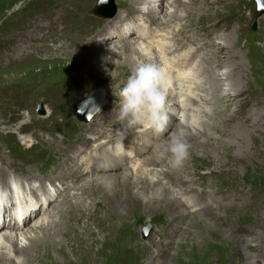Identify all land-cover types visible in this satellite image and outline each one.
Listing matches in <instances>:
<instances>
[{"label": "rangeland", "instance_id": "1", "mask_svg": "<svg viewBox=\"0 0 264 264\" xmlns=\"http://www.w3.org/2000/svg\"><path fill=\"white\" fill-rule=\"evenodd\" d=\"M66 1L69 2L66 3ZM85 1L0 0V168H4L8 171L7 173L9 174L7 178H18L19 176V179H23L21 183L26 184L34 178L37 179L36 182L42 183L44 176L47 174L45 160L48 159L50 151L60 146L62 141L68 140L69 135L72 134L74 137H77L75 141H81V137L84 136V131L87 132L86 135H89L90 131H93L92 125H90L92 122L99 124L100 134L96 133L91 137L94 138L93 143H90L91 140L89 139L83 147L81 145L79 146V151L72 152L69 150L68 154L76 153L75 155H77L79 160H86L97 153L98 155L104 153V156L109 157L111 160V155H114L111 152L115 153L114 147L119 146V141L115 140L119 136L118 134L121 136V138L119 136L120 140L125 139V141H127L126 138L130 135L127 134L128 129L123 127L122 122L118 120L119 97L116 95L118 93H116L115 88L120 87L121 89L124 85L130 74V67H125V69L122 68V72L124 73L118 74V76L113 79H109L102 73L103 70H99V66L95 63V58L89 56L90 54L100 49L108 50L106 48L109 46L110 48L120 51L124 46L123 43L129 41L133 44L135 43L134 45L138 47L139 45L142 46V48L139 47V49H145L147 51L146 53L151 54V56H157L160 65L164 67V65L161 64L163 62H160V56L163 55L160 48L158 47V50L155 48L156 46L151 47L157 45V43L150 44L149 38L144 40L143 38L140 39L139 37L133 36L134 31L132 30H134L135 27L138 28L134 21L136 20V16L140 17L142 14L141 12L134 15L132 18L133 21L132 19L130 20L131 26L134 28L126 37H118V35H116L117 33L110 32V27L113 25L112 23H115L114 20H116L118 14L120 12L121 14L127 13V3L131 2V0L114 1L115 6H117L114 10L119 12L107 21L109 22L107 32L111 33L114 38L106 42L104 38L108 34L95 36V39L98 40V44L90 42L92 37H90L89 33L91 32L97 35L104 23L101 24V20L96 19L97 17L94 18L95 16L93 14L94 17L89 14L91 5L86 4ZM168 1L169 2L165 1L166 4L171 3V0ZM180 1L181 2L176 1V3L179 2L183 4L179 7H174L173 10L175 12L177 11L176 14L174 13V18L180 17V19H175V22L169 27H166L162 32V35L163 33L165 34L163 36H168V38L165 39L166 41L164 40L169 43L165 45L166 54L169 52H177L178 55H180L181 51L191 53L193 52L191 47H197L193 61L184 62V65L181 63L183 68H186L188 71L190 70L189 72L192 73L191 76H196V78L191 80L192 82L195 81L190 91L191 95H194L193 97L200 100L197 93H201L204 99L203 103L205 105L200 100L197 106L198 108L196 109L197 112L195 111V113L199 112L200 119H203L204 117L202 118V113L200 112L202 108H205L207 112H214L216 110L213 108L214 104L220 103L219 106L222 107H218L220 110L218 114L213 115V113H211L213 115L211 120H209V116L206 117L208 121H206V123L211 122L214 126V128H211L213 131L210 130V132L212 131L211 134L213 137L217 138H215V140H209L206 136H200L203 143L198 145L195 144L194 146L197 147L195 149H189V157L184 164L179 168L170 166L172 172H174V177L183 178L182 182L185 183V185L174 187V190L173 187L170 189L172 192L178 188L183 191H188L191 187L196 191L188 194L190 197L186 194L188 197L184 195L183 198H186L187 201H194L197 197L201 198L203 205L209 204L212 200L215 203L214 209H211V212L205 219L204 215L200 217V215L197 214H195V217L198 216L197 219L199 221H195L193 216L190 217L192 223L189 221H176L174 219L175 209L165 201L160 202L157 206H150L148 204V207L145 206V208H143L142 203H140V205H138L139 203L135 205L133 203L134 206L132 205V208L134 207V209H132V212L121 219L122 215L113 211L106 200H104L105 198L96 186V182H94L93 188H90L91 190H87L88 192L84 194V191L81 189L83 184H87V181L85 182L83 180L78 186L80 188H76L78 190V195L70 197L68 200H65V202L63 199L60 205L64 206L59 207L55 213L51 214L56 221L52 225L56 227L52 229L50 235L46 236L47 238L45 237L46 241L44 239L42 240V238L39 239V243L41 240L43 242L40 244L38 243V245L30 251L29 254L33 255L26 257L28 260L26 264H65L60 255L63 252H66L68 258H70L72 263L69 261V264H116L113 259L108 258L106 249L98 253L101 248L96 243L97 239L93 241L91 248H85V246L81 245L82 242L80 243V240L84 238L86 240V237H89V231L96 232L90 239L98 236V238L102 240L103 237L106 238L105 235H107L109 240L119 242L115 247L111 248L112 251L117 248L129 252V249H131L130 251H132L133 254H131L130 260L127 259L122 262V259H120L117 261V264H264V14H258L256 0ZM144 7L146 9V6ZM145 9L142 10L145 11ZM78 10H83V13L85 12L83 15L85 26L82 27L86 28L85 30H80L81 27L78 29V24L76 25L77 22L74 19L71 20V17H73L75 13L81 16L80 14L82 13H79ZM164 15H166V12L161 11V14H159V21L162 20ZM64 16H66L67 19ZM123 17L124 15H122L120 19H123ZM189 17L192 18L190 19ZM66 20H69L70 23ZM254 20L257 21V28L255 30L252 29ZM141 23L143 27L148 29L155 28V25L150 22L147 16L142 19ZM114 25H117V23ZM76 26L77 28H75ZM52 33L54 35H52ZM75 34L76 36H74ZM38 35H40V37ZM37 37L38 40L35 39ZM228 37H230L231 41H229V39H227L228 41L226 40ZM45 39L46 41L43 43ZM138 39L140 40L139 42ZM154 39L157 40L156 38ZM78 42L81 43L79 44ZM246 42L247 44H245ZM228 43L231 49L227 48L229 45ZM77 44L78 46H76ZM58 45H61V47H58ZM46 47L51 53L57 56L61 55V57L50 62L48 60L45 61L47 57L42 55L45 54V52L47 53ZM148 47H151V49H148ZM53 48L58 49L55 51ZM153 48L156 50H152ZM208 50L211 53L208 52ZM109 51L115 52L113 49ZM79 53L85 54L74 56ZM214 54L218 56L220 62L219 65H215L217 66L214 68L216 74L226 76L228 70H232L233 75L231 74L227 78L231 86L225 84L226 87H224L223 84L225 81L221 82L218 88V90L221 89L219 97L217 101H213V105H211V100L208 98L209 95L206 97V90H202V86H200L202 82L200 81V83L198 80H204V75H202L203 70L206 69L210 58H214ZM120 55L124 57V54ZM238 55L240 56L238 57ZM227 56L230 58L228 59ZM121 63H123V61H121ZM139 63H142V61H139ZM244 70H246V72H244ZM242 78L245 80L242 81ZM119 79L123 82H119ZM196 87H200L201 89L199 88V91H197ZM222 87L227 90V93L231 92L230 95H227L225 92L223 93ZM193 89L194 92L197 91L196 94L193 92ZM96 90L103 91V99L101 102L103 105L101 109L93 115L91 121L86 123V121L76 116V105L82 99L93 95ZM220 93H223L222 96ZM235 93L238 94L235 95ZM222 97L224 99H222ZM242 98L246 99V104L242 102L240 106L238 103L243 101ZM225 99L228 101L223 104L222 102H224ZM60 101L63 102L65 106H68V114L66 113V116L61 115L63 106H61ZM116 102L118 103L116 104ZM100 105L97 108H99ZM44 108L46 110L45 113L42 114L41 111H43ZM166 108L170 110L171 105H166ZM110 109L111 114L108 113ZM233 109L234 113L232 111ZM192 112L191 114L194 115V111ZM229 112L233 114L231 117H228V115H230ZM48 113H50L51 116H47ZM183 113H185V110L180 109L175 113V118L178 116L177 119L181 118V120H184L185 116ZM104 116L105 119L101 121ZM67 118L68 120H66ZM111 121H115L116 124H114V126L108 125ZM194 122H196V125H199L197 121ZM141 128L144 127L139 125L135 127V129ZM68 129L71 132H69ZM237 131L242 135L239 137L234 136L237 135ZM93 132L95 133V131ZM169 132L165 134L167 138ZM228 132L230 134H228ZM114 133L117 135L115 136ZM5 135L8 136V138ZM107 137L113 138V141L111 140V142L107 143ZM27 139L29 142H27ZM51 140L53 144L49 143ZM100 142L106 143L102 149H98ZM35 143L36 146L30 149L29 147ZM231 144L235 145L230 147ZM73 145H79V143L77 142ZM108 146H110V150L104 152L108 150ZM152 153L153 151L150 149L144 155L146 156ZM144 155L143 158L145 157ZM167 163L163 162V164ZM14 171H16V174H14ZM59 173H65L64 175L69 177L65 169H62ZM60 174H58V176H60ZM92 176L94 178L96 177L95 174L87 173L83 178L92 179ZM46 177L47 176H45V179L48 178ZM9 178L7 181H10ZM71 180L72 177L68 178V180L66 179L65 183L71 182ZM7 181H4L3 184ZM0 182L3 181L0 180ZM72 192L76 191L73 189ZM90 192L94 197L89 196ZM209 192H212L211 194L213 196ZM118 198H122L120 193L118 194ZM69 200L71 202H69ZM72 201H79L80 203L88 202L89 208H72L71 210ZM96 201L100 202L97 203ZM105 207L108 208L109 211H112V213L110 214ZM92 209L97 211L93 213V216L89 214V211ZM60 214H62V216ZM83 214L84 217L78 221ZM159 215H165L167 220L160 224L161 221L158 219ZM40 216L43 217L44 215ZM40 216L28 221L26 225L22 226V229L26 230L33 225L35 223L34 221L41 218ZM102 216H107V219L104 220L105 226L113 222L117 226L105 229V233L102 232V230L99 233L98 230L102 225V222H100ZM76 218H78V220H76ZM120 219L122 223H120ZM46 221L48 220L46 219ZM65 223L66 225H64ZM148 223L151 224L152 227L148 234L150 239L149 237L143 239L141 230L145 225L147 226ZM120 225L122 226L121 229L118 227ZM157 225H159L158 228ZM24 227L26 228L24 229ZM133 227L138 229H133L132 235L134 236L132 237L127 233V230ZM171 227L176 228L178 232L172 235V238L175 240L168 244L166 242V235L163 236V234L166 232L167 228ZM185 227H187V230L183 233ZM155 228L156 233L154 234L153 231ZM158 230L161 231L158 232ZM122 231L124 232V241L120 240ZM59 233L61 235H59ZM68 233L72 234L73 237L75 234L74 243L71 241L72 237ZM181 234L184 240L178 241L177 238H179ZM153 237H155L154 244ZM20 240L26 239L23 238ZM137 242L140 247L145 248L149 252L146 254L142 253L143 250L141 248L136 249ZM0 243L8 246L9 250L13 246L12 243H4V241ZM191 248H195L193 252H191ZM153 256L155 263H153L152 260ZM143 258H146V260ZM16 260L20 261L21 258L19 257Z\"/></svg>", "mask_w": 264, "mask_h": 264}, {"label": "bare ground", "instance_id": "2", "mask_svg": "<svg viewBox=\"0 0 264 264\" xmlns=\"http://www.w3.org/2000/svg\"><path fill=\"white\" fill-rule=\"evenodd\" d=\"M85 1V0H84ZM169 2L168 0H131V2L127 3V7H128V10H127V13L126 14H121V12L118 14V16L116 17V20L115 23H117V25H114L115 23H112L110 29L112 33H117L116 35H118V37L120 36H123V37H126L128 35V33L133 29V27L131 26V23H130V20L134 17V15H136L137 13L141 12L142 13V16H147L151 23L155 25V28L154 29H148V28H144V27H139L140 30H142V33L141 35L145 36V38H143L144 40L145 39H148L149 42H153L154 44L157 43V45H154V46H151V47H155L156 49H158V47L160 48V51L165 54V55H168L169 53L166 54V49H165V45L167 42H165L166 38H168V36H163L165 35L163 33L162 35V32L166 29V27H169L172 23L175 22V19H180L179 18H174L175 15L174 13L176 14L174 10V7H179L181 4L183 3H179L181 2L180 0H171V3H168L166 4V2ZM175 1V3H174ZM176 1H179L178 3H176ZM183 1V0H182ZM69 2V1H68ZM66 1V3H68ZM72 2V1H71ZM75 2V0H74ZM81 2V1H80ZM126 2V1H125ZM150 3V4H149ZM152 3V5H151ZM77 4V2H76ZM72 5V4H71ZM79 5V4H78ZM143 6V8H142ZM146 6V9L145 7ZM190 6V5H189ZM67 7V6H66ZM167 7V9H166ZM72 8V7H71ZM187 8V7H186ZM189 8V7H188ZM67 9V8H66ZM70 9V8H69ZM142 9H145V11H143ZM179 10V9H178ZM69 11V10H68ZM161 11L162 12H166V15H164V17L162 18L161 21H159V14H161ZM183 11V10H182ZM73 12V11H72ZM71 13V12H70ZM116 11H113L110 15L111 16H115L116 15ZM87 14V13H86ZM69 15V14H68ZM82 15V14H80ZM122 15H124L123 19H120L122 17ZM89 16V15H88ZM215 16V15H213ZM66 17V16H64ZM63 17V18H64ZM112 17V18H113ZM218 17V16H216ZM58 18V17H57ZM56 18V19H57ZM62 18V19H63ZM85 18V17H84ZM174 18V19H173ZM190 18V17H189ZM192 18V17H191ZM190 18V19H191ZM214 18V17H213ZM67 19V17H66ZM93 19V18H91ZM90 19V21H91ZM97 19V18H96ZM215 19V18H214ZM218 19V18H217ZM65 20V19H63ZM62 20V21H63ZM100 20V19H99ZM118 20V21H117ZM59 21V20H58ZM57 21V22H58ZM67 21V20H66ZM129 21V23H128ZM212 21V20H211ZM69 22V20L67 21ZM87 22V21H86ZM93 22V21H92ZM91 22V24H92ZM111 22V21H110ZM216 22V21H215ZM222 22V21H221ZM70 23V22H69ZM88 23V22H87ZM150 23V24H151ZM59 24V23H58ZM68 24V23H67ZM72 24V23H71ZM198 24V23H197ZM214 24V23H213ZM212 24V25H213ZM216 24V23H215ZM74 25V24H72ZM77 25V23H76ZM87 25V24H86ZM90 25V24H89ZM109 25V23H108ZM107 25V26H108ZM121 25H127L128 28H121ZM99 26V24H98ZM105 29L102 30L101 34H108L104 40L107 42L109 41L110 39L114 38V36L111 34V33H108L107 30L109 28V26ZM142 26V25H141ZM153 26V25H151ZM96 27V26H95ZM94 27V28H95ZM186 27V26H185ZM201 27V26H200ZM53 28V27H52ZM77 28V26L75 27ZM55 29V28H53ZM69 29V28H68ZM79 29V27H78ZM81 29H86V28H80ZM88 29V27H87ZM91 29V27H90ZM96 29V28H95ZM94 29V31H95ZM109 29V30H110ZM202 29V28H201ZM59 30V29H58ZM73 30V29H72ZM137 30V28L135 27V31ZM219 30V29H218ZM69 31V30H68ZM74 31V30H73ZM87 31V30H86ZM181 31V30H180ZM209 31V30H208ZM55 32V30H54ZM82 32V31H80ZM61 33V32H60ZM65 33V32H64ZM88 33V32H87ZM63 34V32H62ZM69 34V33H68ZM82 34V33H81ZM52 35H54L52 33ZM65 35V34H64ZM67 35V33H66ZM78 35V34H77ZM86 35V34H85ZM35 36V35H34ZM40 37V35H38ZM58 36V35H57ZM70 36V35H69ZM73 36V35H72ZM76 36V34L74 35ZM80 36V35H79ZM95 36V35H94ZM33 37V36H32ZM50 37V36H49ZM55 37V36H54ZM89 37V36H88ZM91 37V36H90ZM117 37V38H118ZM122 37V38H123ZM31 38V37H30ZM58 38V37H57ZM79 38V37H78ZM83 38V37H82ZM87 38V36H86ZM97 38V37H96ZM100 38V37H99ZM154 38H156L157 40H155ZM185 38V37H184ZM244 38V36H243ZM241 38V39H243ZM32 39V38H31ZM36 40H38V37L35 38ZM35 39L33 38V40L35 41ZM59 39V38H58ZM81 39V38H80ZM140 39H142V37H140ZM229 39L230 40V37L226 38V40ZM64 40V39H63ZM79 40V39H78ZM83 40V39H82ZM100 40V39H99ZM165 40V41H164ZM46 39L44 40L43 43H45ZM57 41V40H56ZM55 41V42H56ZM61 41V40H60ZM59 41V42H60ZM76 41V40H75ZM81 41V40H80ZM87 41V40H86ZM140 40L138 39V42ZM199 41V40H198ZM228 41V40H227ZM37 42V41H36ZM90 42L92 43H97L98 44V40L95 39V37H92ZM103 42V41H101ZM134 42V40H133ZM137 42V41H135ZM156 42V43H155ZM189 42V41H188ZM242 42V40H241ZM240 42V43H241ZM42 43V44H43ZM49 43V42H47ZM79 44L81 42H78ZM85 43V41H84ZM227 43V42H226ZM237 43V42H236ZM40 44V43H39ZM50 44V43H49ZM60 44V43H58ZM62 44V43H61ZM83 44V43H82ZM124 46L122 48V50L120 51H117L116 49L114 48H110V46L106 49L108 50H99L97 52H93V54H90L89 56H92L93 58H95V63L97 66H99V70H103L102 73L105 75V77H108L109 79H113L115 78L116 76H118V74H121V73H124L122 72V68L125 69V67H130V70L139 63V61H142V63L144 62H154V63H159V58L157 56H151V54H148L146 53L147 51L145 49H139V47L142 48V46L139 45L136 46L134 45L132 42H129V41H126L123 43ZM169 44V43H167ZM176 44V43H175ZM181 44V43H180ZM194 44V43H193ZM229 44V43H228ZM244 44V43H243ZM247 44V42L245 43ZM142 45V44H141ZM172 45V44H171ZM239 45V44H238ZM249 45V44H248ZM37 46V45H36ZM45 46V45H44ZM78 46V44L76 45ZM92 46V44H91ZM212 46V45H211ZM214 46V44H213ZM49 47V46H47ZM46 47V49H47ZM58 47H61V45ZM83 47V46H81ZM151 47H148V49H151ZM56 48V47H55ZM53 48L55 51L58 49H55ZM155 48H153L152 50H154ZM171 48V46H170ZM169 48V49H170ZM181 48V47H180ZM212 48V47H211ZM228 49H231V46L230 44L227 46ZM41 49V48H40ZM52 49V48H51ZM113 49L115 52H112V51H109ZM147 49V50H148ZM155 49V50H156ZM37 50V49H36ZM42 50V49H41ZM83 50V49H82ZM85 50V49H84ZM88 50V49H87ZM159 50V49H158ZM214 50V49H213ZM79 51V50H78ZM123 51V52H122ZM36 52V51H35ZM38 52V51H37ZM42 52V51H41ZM122 52V53H121ZM208 52H210L208 50ZM117 53V54H116ZM211 53V52H210ZM243 53V52H241ZM50 55V56H47V55ZM45 54H43L42 56H46L47 58L45 59L48 60L49 62L52 61V60H56L57 58H60V56H57L56 54L54 55L53 53H51V51L49 49H47V53L45 52ZM85 53H79L78 55H74V56H81ZM120 54H124V57H122V55ZM158 54V53H157ZM205 54V53H204ZM195 53L194 52H188L185 54L184 57H182V54L178 55L177 58H174V59H167V62L166 64L164 63H161L164 65V69H165V72H166V75H167V97H166V103L168 105H171V108L170 110L167 111L168 113V116L170 118L171 121H173V119L175 118V113L177 111H179L180 109L181 110H185V113L184 114V120H181V118H178V116H176L175 118V121L174 122H168V125H167V128L165 130V132L161 133V134H157L156 132H154L151 128H146V130L140 132L141 134V141L142 143L140 144H137L136 145V149H137V156L136 158L134 159L133 162H131V159L129 157H127V153L125 151L121 152V153H117V154H114V152H111L113 153L114 155H111L112 158L111 160L109 159V157H105L104 156V153L103 154H99L100 156L99 157H96L94 158V161L95 163L93 165L90 166V170H87V167L84 168L82 166V164L76 162L74 163L73 165L70 166V170L67 171V173L69 174V177H66L63 173L60 174V176L56 175V176H50L48 177L47 179L43 178L42 180V183L40 182V184L42 186H49V187H52L53 185L57 184V183H60V184H66L65 183V180L70 177H72V180L71 182L73 184H75L76 188L79 186V184H81V181H87V184H83L82 185V189L84 191V194L85 192H88L87 190H91L90 188H93V184L94 182H96V186L98 187V189L100 190V192L102 193V196L105 198L104 200H106V202L110 205V207L113 209V211H116V213L118 212L120 215H122L121 219H123L127 214H129L130 212H132V209H134V207L132 208V205L134 203L135 204H138L140 205V203H142L143 205V208H145V206H147L148 204L150 206L152 205H155L157 206V204H159L160 202H167V204H170L171 207L174 210V215H175V220L176 221H179V222H185V221H189V222H192L191 218L190 217H194L195 218V221H199L197 219V217H195V214L197 215H200V217H202L201 215H204V219L207 215H209V213L211 212V209H214V205L215 203L211 200L209 202V204L207 205H203L202 204V200L201 198H196L194 201H187L186 198H183L184 195H188V194H191L192 192L196 191L195 189L191 188L188 190V191H183V190H180V188L178 189H175V191H171V187H173V190H174V187H178L180 185H185V183L182 182V179L181 177H174V172H172L171 170V167L170 165L167 163L168 161V152H167V144L169 142V137L171 134L173 133H183V136L184 138L186 139V141L189 143L190 145V148L192 149H195L197 148L196 146H194L195 144L198 145L200 143H203L202 140L200 139V136L203 137V136H206L207 139L209 140H215V138L217 137H213V135L211 134L212 133V129L211 128H214L213 124L210 123H206V117L209 116V120L212 119L213 115L214 114H218L219 113V108L218 107H222V106H219V104H214V107L216 110L214 112H207V110H205V108L201 109L200 112L202 113V118L203 119H200V116H199V112L198 113H195L196 109L198 108L197 106L199 105V101L201 100L202 103H203V97H202V94L201 93H197V96H199V99L198 100L197 98L193 97L194 95H191L190 91L191 89L193 88L192 85H194L193 83H195V81H191L192 79L196 78V76L192 75V73H190L188 70H186V68H183V66L181 65V63H183L184 65V62H191L193 61L194 57H195ZM215 55V54H214ZM41 56V57H42ZM233 56V55H232ZM237 56V55H236ZM240 55H238L239 57ZM198 57V56H197ZM207 57V56H206ZM220 57V56H219ZM228 59L230 58L229 56H227ZM250 57V56H249ZM43 59V58H42ZM160 59L161 61L160 62H163L162 61V55L160 56ZM201 59V58H200ZM207 59V58H205ZM204 59V60H205ZM252 60V59H251ZM121 61H123V63H121ZM173 61H177L178 63L177 64H174L172 65ZM203 61V60H202ZM205 62V61H204ZM234 63V62H233ZM239 63V61H238ZM160 64V63H159ZM186 64V63H185ZM220 62H219V59H218V56H214V58H210L207 66H206V69L203 70V74L204 75V80H198L201 84L200 86H202V90H206V97L208 96V98L211 100V105H213V101H217V98L219 97V92L220 90H218L219 88V85H221V82L225 81L224 82V87L225 84L226 85H230L228 83V77L232 74V70H228L227 72V75H222V74H216V71L214 70V68H216L217 66L215 65H219ZM237 64V63H236ZM240 64V63H239ZM254 64V63H253ZM122 67H121V66ZM224 65V64H223ZM12 66V65H11ZM262 66V65H261ZM185 67V66H184ZM223 67V66H222ZM237 67V66H236ZM257 67V66H256ZM246 68V67H245ZM240 69V68H239ZM238 69V70H239ZM262 70V69H261ZM115 72V73H114ZM225 72V71H224ZM244 72H246V70H244ZM73 73V72H72ZM225 74V73H223ZM233 75V74H232ZM245 75V74H244ZM121 76V75H120ZM221 76V77H219ZM225 76V77H223ZM246 76V75H245ZM244 76V77H245ZM236 79V78H235ZM247 79V78H246ZM245 80L244 78H242V81ZM197 81V80H196ZM241 81V82H242ZM119 82H123L119 79ZM190 82V83H189ZM240 82V84H241ZM244 83V82H242ZM242 85V84H241ZM120 86V85H119ZM118 86V87H119ZM197 86V85H196ZM231 86V85H230ZM117 88V87H116ZM116 90V93H119V90H120V87L117 88ZM199 88L200 87H196V90L199 91ZM195 89V88H194ZM194 89H193V92H194ZM201 89V88H200ZM222 90H223V93H227L226 89L222 87ZM195 91L194 93L196 94ZM247 92V91H246ZM245 92V93H246ZM249 92V91H248ZM71 93V92H70ZM95 93V92H94ZM222 93V94H223ZM231 92H228L227 95L229 94L230 95ZM240 93V92H238ZM237 93V94H238ZM204 94V93H203ZM221 94V93H220ZM221 94V96H222ZM235 93V95H237ZM242 94V93H240ZM248 94V93H247ZM74 95V94H73ZM96 95V94H95ZM117 95V94H116ZM75 96V95H74ZM196 96V97H197ZM220 96V97H221ZM225 96V95H223ZM113 97V96H112ZM248 97V96H247ZM71 98V97H70ZM69 98V99H70ZM73 98V97H72ZM90 97H87V98H84L81 100V103L83 105H86V102L87 100L89 99ZM115 98V97H114ZM229 98V96H228ZM227 98V99H228ZM232 98V96H231ZM222 99H224L222 97ZM96 100V99H95ZM207 100V99H206ZM233 100V99H232ZM243 101H240L238 103V105H242V102L245 103V98H242ZM113 101V100H112ZM208 102H210L209 100H207ZM228 100H224V102H222L223 104H225ZM236 101V100H235ZM68 102V101H67ZM80 102V101H79ZM78 102V103H79ZM114 102V101H113ZM119 102V101H118ZM116 102V104L118 103ZM172 102V103H170ZM205 102V101H204ZM230 102V101H229ZM232 102V101H231ZM61 106H63V110H62V113L61 115L63 116H66V113H67V110H68V106L64 105L63 102H61ZM170 103V104H169ZM236 103V102H235ZM204 104V103H203ZM246 104V103H245ZM91 104H87L86 107L90 106ZM103 103L100 105V107L93 113V115L98 112L101 107H102ZM110 105V104H109ZM167 105V106H168ZM205 105V104H204ZM228 105V104H227ZM226 105V106H227ZM117 106V105H116ZM224 106V105H223ZM247 106V105H246ZM203 107V106H202ZM229 107V105H228ZM113 108V107H112ZM116 108V107H115ZM240 109V108H239ZM243 109V108H241ZM214 110V109H212ZM77 111L79 112H76V116L79 117L81 120L83 121H86V123H88L89 121H91V118L93 117V115L91 116V118L89 120H85V113L84 115L82 114L81 112V107H78L77 108ZM117 111V110H116ZM194 111V115L191 114V112ZM233 113H234V109L232 110ZM197 112V111H196ZM231 112V111H230ZM229 112V113H230ZM111 114V109L109 110V112ZM193 113V112H192ZM213 113V115L211 114ZM243 113V112H242ZM68 114V113H67ZM197 114V115H196ZM226 114V113H225ZM236 114V112H235ZM233 114L230 113V115H228V117H231ZM45 116V115H43ZM47 116H51L50 113L47 114ZM62 117V116H61ZM182 117V116H181ZM224 117V116H223ZM226 117V116H225ZM108 118V117H107ZM64 119V118H63ZM105 119V116L101 119L104 120ZM113 119V118H112ZM177 119V120H176ZM68 120V118L66 119ZM119 120V119H118ZM60 121V120H59ZM63 121V120H62ZM100 121V122H101ZM106 121V120H105ZM194 121H197L198 124L200 125H196ZM56 122V121H55ZM120 122V121H119ZM208 122V121H207ZM63 123V122H62ZM69 123V122H68ZM104 123V122H103ZM102 123V124H103ZM108 123V121H107ZM214 123V122H213ZM66 124V123H65ZM114 124H116L115 121H111L108 125L110 126H114ZM204 124V125H203ZM57 125V124H56ZM69 125V124H68ZM90 125H92V130L95 131V133L92 131H90L89 133V139L95 135L96 133H99L100 132V126L99 124H96L95 122H92ZM89 125V126H90ZM91 127V126H90ZM143 127V126H142ZM57 129V128H56ZM63 129V128H62ZM61 129V130H62ZM90 129V128H89ZM210 130H212L210 132ZM55 131V130H54ZM69 131V129H68ZM170 131V132H169ZM71 132V131H69ZM169 132L168 134V138L165 136V134ZM230 132V131H229ZM228 132V134H230ZM234 132V131H233ZM238 132V131H237ZM260 133V132H259ZM84 135L87 134V132L84 131L83 133ZM100 134V133H99ZM153 136H152V135ZM261 134V133H260ZM232 135V134H231ZM240 135H242L241 133H237V135H234L236 137H239ZM6 136V135H5ZM54 136V135H52ZM120 136V134H119ZM221 136V135H220ZM8 138V136H6ZM53 138V137H52ZM121 138V136H120ZM222 138V136H221ZM243 138V137H242ZM88 139V140H89ZM204 140V138H203ZM219 140V138H218ZM26 141V140H25ZM57 141V140H56ZM62 141V140H61ZM60 141V143H61ZM27 142H29V140L27 139ZM79 143V145H72L71 148L73 151L77 150L81 144V141H75L74 143ZM260 142V141H259ZM49 143H52V140L49 142ZM59 143V142H58ZM57 143V144H58ZM109 143V142H107ZM53 144V143H52ZM230 144V143H229ZM55 145V144H54ZM106 145L105 142H100L99 146H98V149H102L104 146ZM235 145V144H234ZM233 144L230 145V147H233L234 146ZM192 146V147H191ZM226 146V145H225ZM55 147V146H54ZM53 148V147H52ZM108 150L104 151V152H107L110 150V146L107 147ZM97 149V148H96ZM152 150L153 153L152 154H148V155H144L147 151L149 150ZM224 150V149H223ZM190 151V150H189ZM164 152V153H163ZM70 154V153H69ZM76 154V153H75ZM98 154V153H97ZM143 155L145 156L143 158ZM73 159V157H71ZM130 163H129V162ZM163 162H166L167 164H163ZM132 163V164H131ZM163 164V165H162ZM152 166V167H151ZM151 167V168H150ZM119 170V171H118ZM176 170V169H175ZM8 171L4 168H0V180L1 181H7L8 178V174L7 173ZM13 172V171H12ZM16 174V171H14ZM31 172V170H30ZM87 173H92V174H95V178L92 176L91 178L92 179H85L83 178V176ZM28 174V172H27ZM35 176V175H34ZM77 177V178H76ZM7 178V179H6ZM18 178H20L18 176ZM80 179V180H79ZM9 180H16L15 177H10ZM37 179H34L32 178V181H29V183H22V185L25 187L23 190H25L26 192H29L28 189H27V186H30V193L35 195L34 193H36V190H34V188L31 187V184L32 182H36ZM1 183V182H0ZM191 186V185H190ZM189 187V185H188ZM48 188V187H47ZM47 188H45V193L47 192ZM80 188V187H78ZM95 188V187H94ZM49 189V188H48ZM186 189V188H185ZM68 190V189H67ZM210 191V190H209ZM92 192V191H91ZM89 193V196L91 197H94L92 193ZM94 192V191H93ZM177 192V193H175ZM208 192V191H207ZM60 193L61 192H57L56 196L54 195L55 194V191H49L45 196L44 198L48 201L47 202V209H48V212L50 214H53L55 213V211L57 209H59V207H61L62 205L58 204V197L60 196ZM121 194L122 195V198H118V194ZM210 193V192H209ZM212 193V192H211ZM210 193V194H211ZM88 194V193H87ZM125 194V195H124ZM186 195V196H187ZM212 195V194H211ZM36 196V195H35ZM83 196V195H82ZM189 196V195H188ZM187 196V197H188ZM213 196V195H212ZM132 197V198H131ZM190 197V196H189ZM211 197V196H210ZM76 199V198H75ZM124 199V200H123ZM132 199V200H131ZM68 200V198L66 199ZM93 200V198H92ZM147 200H150V201H147ZM80 201V200H79ZM79 201L77 202H73L72 201V205H71V210L72 208L73 209H80L83 207H88L89 208V205H88V202H84V203H80ZM65 202V200H64ZM69 202H71L69 200ZM94 202V201H93ZM97 202V201H96ZM100 202V201H98ZM97 202V203H98ZM51 203V204H50ZM89 203L91 204V202L89 201ZM66 205V204H65ZM133 205V206H134ZM221 205V204H220ZM46 206V205H45ZM64 206V205H63ZM62 206V207H63ZM69 206V204H68ZM67 206V207H68ZM104 206V205H103ZM102 206V207H103ZM93 207V206H92ZM148 207V206H147ZM41 208H42V205H41ZM69 208V209H70ZM106 208V207H105ZM63 209V208H62ZM68 209V210H69ZM85 209V208H84ZM95 209V208H94ZM106 210L111 214L112 211H109L108 208H106ZM78 211V210H77ZM83 211V210H82ZM89 211V210H88ZM41 212V209L38 208L37 210L29 213V217L26 218V220L24 221V225H26V223L30 220H32L33 218L37 217ZM84 212V211H83ZM90 213L89 214H92L93 216V213L97 212L96 210H90L89 211ZM60 213V212H59ZM67 213V212H66ZM106 213V211H105ZM69 214V213H68ZM81 214V213H80ZM109 214V215H110ZM55 215V214H54ZM62 216V214H60ZM66 215V214H65ZM70 215V214H69ZM106 215V214H105ZM60 216V218H61ZM75 216V214H74ZM86 216V215H85ZM88 216V215H87ZM97 216V215H96ZM119 216V215H118ZM42 217V216H40ZM47 217V220L44 219V218H40L38 219L37 221H34L35 223L33 225H31L30 227H28L26 230H23L22 227H18V229H15L14 228V224H12V227L11 226H6L4 225L1 229H0V242L4 241V243H12V248L9 250L8 246H5L4 244H1L0 243V264H26V261L27 258L26 257H30L31 255L33 254H29L30 251H32V249L34 247H36L39 243V239L42 238V240L44 239L45 240V237L47 235H50V232H52V229L55 228L56 226H53L52 224H54L56 221L55 219L52 217V215H46ZM71 217V216H70ZM84 217V214L80 216L79 220L78 218H76V220L80 221V219ZM107 216H102L101 218V221L102 222V225L101 227L99 228L98 232L100 233V231L102 230V232L105 233V229L107 228H114L116 227L117 225L113 223H109V224H106V226L104 225V220L107 219L106 218ZM87 218V217H86ZM89 218V217H88ZM99 218V217H98ZM75 219V217H74ZM110 219V218H109ZM120 219V220H121ZM173 219V221H174ZM71 220V219H70ZM75 221V220H74ZM85 222V221H84ZM93 222V221H91ZM99 222V223H100ZM73 223V222H72ZM94 223V222H93ZM98 223V224H99ZM120 223H122V220L120 221ZM193 223V222H192ZM30 224V223H29ZM77 224V223H76ZM97 224V223H96ZM226 224V223H225ZM230 224V223H228ZM58 225V224H56ZM66 225V223L64 224ZM79 225V224H78ZM148 225H150L148 223ZM193 225V224H192ZM68 226V225H67ZM70 226V225H69ZM72 226V224H71ZM194 226V225H193ZM198 226V225H197ZM65 227V226H64ZM81 227V226H80ZM84 227V226H83ZM93 227V226H92ZM119 229L122 228V226H118ZM150 228L144 233L143 232V235H147L149 234V232L151 231V225L149 226ZM7 228H12V229H9V230H6ZM26 227H24L25 229ZM58 228V226H57ZM67 228V227H66ZM65 228V229H66ZM59 229V228H58ZM69 229V227H68ZM72 229V228H71ZM91 229V228H90ZM133 229H138L136 227H133V228H129L127 230V233L130 235V236H134L132 235V232H133ZM201 229V228H200ZM57 230V229H56ZM55 230V231H56ZM62 230V229H61ZM163 230V229H162ZM187 230V227H185V229L183 230V233L184 231ZM54 231V232H55ZM63 231V230H62ZM70 231V230H69ZM68 231V232H69ZM83 231V230H82ZM161 231V230H160ZM58 232V231H57ZM85 232V231H84ZM87 232V231H86ZM175 232H178V230L174 227H171V228H167L166 229V232H165V235H166V242L169 244L170 242H172L173 239L172 238V235L175 233ZM199 232V231H198ZM201 232V231H200ZM37 233V235H36ZM40 233V234H39ZM76 233V232H75ZM94 231H89V237L87 238L86 237V240L85 238L84 239H81L80 240V243L81 245L85 246V248H91L92 246V243L93 241H95L96 239V243L100 246L101 250L100 252L98 253H101L104 249H106L107 251V256L108 258L110 259H113L114 263L117 264V261L122 259V262L123 261H126L127 259L130 260V256L132 253V251H130L131 249H129V252L126 251H123L124 249H115V250H111V248L115 247L117 243V241H114V240H109V237H107V235H105L106 238L103 237L102 240H100L97 237L95 238H92L90 239V237H92L94 235ZM123 231H122V234L120 236V240L124 241L123 240ZM182 233V234H183ZM70 234V233H68ZM117 234V233H116ZM177 238L178 241L179 240H184L183 236ZM53 235V234H52ZM59 235H61L59 233ZM66 235V234H65ZM127 235V234H126ZM125 235V236H126ZM70 236L72 237L71 238V241L74 243L75 241V234H74V237L72 236V234H70ZM113 236V235H112ZM197 236V235H196ZM130 237V238H132ZM25 238L26 240H20V239H23ZM47 238V237H46ZM63 238V236H62ZM90 239V240H89ZM152 239H154L153 241V244L155 243V237H153ZM41 240V242H43ZM60 240V239H59ZM70 240V239H69ZM116 240V239H115ZM119 240V239H118ZM161 240V238H160ZM182 240V241H183ZM21 241V242H20ZM46 241V240H45ZM52 241V240H51ZM50 241V242H51ZM67 241V240H66ZM140 241V240H139ZM252 241V240H251ZM40 242V243H41ZM79 242V241H77ZM192 242V241H191ZM39 243V244H40ZM163 243V242H162ZM186 243V241H185ZM55 244V243H54ZM61 244V243H60ZM112 244V245H111ZM187 244V243H186ZM190 244V243H189ZM195 244V243H194ZM9 245V244H8ZM111 245V246H110ZM171 245V244H170ZM10 246V245H9ZM79 246V245H78ZM120 246V245H119ZM150 246V245H149ZM162 246V245H161ZM160 246V247H161ZM183 246V245H181ZM186 246V245H185ZM159 247V246H158ZM194 247V246H193ZM50 248V247H49ZM53 248V247H52ZM82 248V247H81ZM93 248V247H92ZM141 248L143 250L142 253H148L149 251H147L145 248L143 247H140L138 242H137V245H136V249H139ZM51 249V248H50ZM191 252H193V250L195 248H191ZM48 250V249H47ZM56 250V249H55ZM96 250V249H95ZM34 251V250H33ZM54 251V249H53ZM37 252V251H36ZM62 252V251H61ZM71 252V251H69ZM78 252V251H77ZM56 253V252H55ZM86 253V252H85ZM60 254V253H59ZM63 258V262L65 264H69L71 261H70V258H68L66 252H63L60 254ZM93 255V253H92ZM100 255V254H99ZM38 256V255H37ZM45 256V255H44ZM76 256V255H75ZM104 256V255H102ZM146 256V255H145ZM21 258L20 261L16 260L17 258ZM51 258V257H50ZM77 258V257H76ZM91 258V257H90ZM107 258V259H108ZM138 259V258H137ZM146 260V258H143ZM94 260V259H93ZM153 263H155V259H154V256H153ZM70 261V262H69ZM107 261V260H106ZM143 261V260H142ZM82 262V261H81ZM80 262V263H81ZM90 262V261H89ZM108 262V261H107ZM112 262V261H111ZM72 263V262H71ZM145 263V262H144ZM53 264V263H52ZM102 264V263H101ZM127 264V263H126ZM156 264V263H155Z\"/></svg>", "mask_w": 264, "mask_h": 264}, {"label": "clouds", "instance_id": "3", "mask_svg": "<svg viewBox=\"0 0 264 264\" xmlns=\"http://www.w3.org/2000/svg\"><path fill=\"white\" fill-rule=\"evenodd\" d=\"M118 119L123 127L137 125L151 128L157 134L165 132L169 116L166 111L167 75L162 65L144 62L135 65L117 94ZM190 145L183 133H173L167 144L168 163L181 167L189 157Z\"/></svg>", "mask_w": 264, "mask_h": 264}, {"label": "water", "instance_id": "4", "mask_svg": "<svg viewBox=\"0 0 264 264\" xmlns=\"http://www.w3.org/2000/svg\"><path fill=\"white\" fill-rule=\"evenodd\" d=\"M256 3H257V9H258V14L259 15H263L264 14V0H256ZM111 13H109L110 15ZM253 25H252V29L255 30L257 28V21L254 20L253 21ZM96 94V95H95ZM94 96H91L87 102H86V105L87 104H91L90 106L88 107H84L83 109L81 108V112L82 114L84 115L85 113V117L86 119L89 118L93 112L96 110V108L101 104L102 102V99H103V95L101 93L100 90H97L95 92ZM96 99V100H95Z\"/></svg>", "mask_w": 264, "mask_h": 264}]
</instances>
